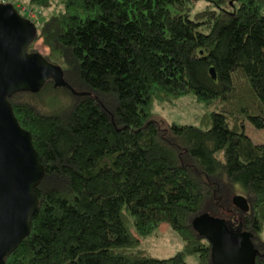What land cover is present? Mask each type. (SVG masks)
Returning <instances> with one entry per match:
<instances>
[{
	"label": "trees",
	"instance_id": "trees-1",
	"mask_svg": "<svg viewBox=\"0 0 264 264\" xmlns=\"http://www.w3.org/2000/svg\"><path fill=\"white\" fill-rule=\"evenodd\" d=\"M196 2L207 6L193 13ZM25 4L40 23L29 53L42 40L67 87L9 99L46 174L30 235L5 264H211L192 227L203 214L252 233L264 264V145L246 133L264 131V0ZM54 90L67 99L57 109L41 101ZM187 96L215 111L162 130L156 106ZM164 224L183 247L160 260L140 246Z\"/></svg>",
	"mask_w": 264,
	"mask_h": 264
},
{
	"label": "water",
	"instance_id": "water-1",
	"mask_svg": "<svg viewBox=\"0 0 264 264\" xmlns=\"http://www.w3.org/2000/svg\"><path fill=\"white\" fill-rule=\"evenodd\" d=\"M37 27L10 4H0V264H5L30 235L38 210L36 189L46 171L9 102L22 93L37 94L49 81L67 87L62 70L39 53H29ZM211 75L215 79L212 70ZM249 211L245 197L234 200ZM194 231L211 246V264H256L258 249L250 232H234L224 220L203 214L193 220Z\"/></svg>",
	"mask_w": 264,
	"mask_h": 264
},
{
	"label": "rangeland",
	"instance_id": "rangeland-1",
	"mask_svg": "<svg viewBox=\"0 0 264 264\" xmlns=\"http://www.w3.org/2000/svg\"><path fill=\"white\" fill-rule=\"evenodd\" d=\"M26 1L27 0H0V3H14L17 5L16 7L22 8L20 5L26 6ZM192 5L193 13H197L203 11L207 3L196 2ZM54 11L55 8L49 11H43L41 19L44 20L48 18L49 13ZM39 27L40 23H38L37 28ZM34 50L44 57L50 55L49 49L43 45L42 40L35 45ZM54 89L56 88L54 87ZM56 90H59V88ZM56 90L41 96V101L45 106H51L57 109L66 104L67 99L61 96V94L56 93ZM214 111L213 108L209 109L204 104L199 103L193 96H187L173 101L171 104H158L155 108V121L158 122L162 130H167L171 125L197 126L203 115ZM246 133L255 144L264 145V131L256 130L251 125L246 124ZM238 196L244 197L241 194ZM182 247L183 244L178 235L171 230L169 225L164 224L159 228L156 234L142 241L140 249L145 250L152 258L167 260L180 253ZM186 263L198 264L195 257L186 258Z\"/></svg>",
	"mask_w": 264,
	"mask_h": 264
},
{
	"label": "built area",
	"instance_id": "built-area-1",
	"mask_svg": "<svg viewBox=\"0 0 264 264\" xmlns=\"http://www.w3.org/2000/svg\"><path fill=\"white\" fill-rule=\"evenodd\" d=\"M19 12L28 20H30L36 27H38L39 23V15L35 13L33 10L17 7Z\"/></svg>",
	"mask_w": 264,
	"mask_h": 264
},
{
	"label": "clouds",
	"instance_id": "clouds-1",
	"mask_svg": "<svg viewBox=\"0 0 264 264\" xmlns=\"http://www.w3.org/2000/svg\"><path fill=\"white\" fill-rule=\"evenodd\" d=\"M15 7V6H14ZM16 8V10L18 11V13L23 17V18H25L20 12H19V10L17 9V7H15ZM26 19V18H25ZM38 29V28H37Z\"/></svg>",
	"mask_w": 264,
	"mask_h": 264
}]
</instances>
